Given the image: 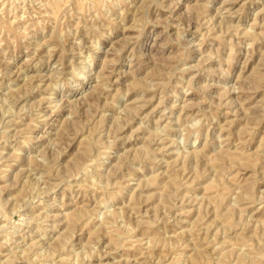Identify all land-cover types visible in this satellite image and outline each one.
I'll return each mask as SVG.
<instances>
[{
	"label": "rangeland",
	"instance_id": "1",
	"mask_svg": "<svg viewBox=\"0 0 264 264\" xmlns=\"http://www.w3.org/2000/svg\"><path fill=\"white\" fill-rule=\"evenodd\" d=\"M0 264H264V0H0Z\"/></svg>",
	"mask_w": 264,
	"mask_h": 264
}]
</instances>
